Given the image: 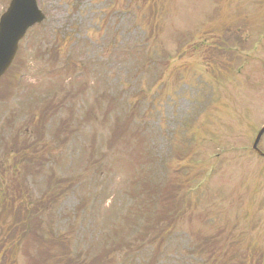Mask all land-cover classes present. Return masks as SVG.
Here are the masks:
<instances>
[{
	"label": "rangeland",
	"instance_id": "obj_1",
	"mask_svg": "<svg viewBox=\"0 0 264 264\" xmlns=\"http://www.w3.org/2000/svg\"><path fill=\"white\" fill-rule=\"evenodd\" d=\"M38 3L0 79V264H264V0Z\"/></svg>",
	"mask_w": 264,
	"mask_h": 264
},
{
	"label": "water",
	"instance_id": "obj_2",
	"mask_svg": "<svg viewBox=\"0 0 264 264\" xmlns=\"http://www.w3.org/2000/svg\"><path fill=\"white\" fill-rule=\"evenodd\" d=\"M43 19L44 14L38 8L36 0H11L8 9L0 17V77L13 62L19 41L26 31ZM263 134L264 126L255 137L253 149L264 157V153L258 148Z\"/></svg>",
	"mask_w": 264,
	"mask_h": 264
},
{
	"label": "trees",
	"instance_id": "obj_3",
	"mask_svg": "<svg viewBox=\"0 0 264 264\" xmlns=\"http://www.w3.org/2000/svg\"><path fill=\"white\" fill-rule=\"evenodd\" d=\"M215 76V75H214Z\"/></svg>",
	"mask_w": 264,
	"mask_h": 264
}]
</instances>
